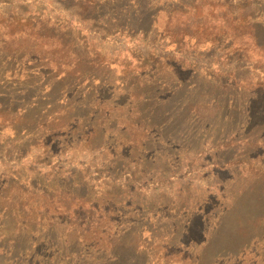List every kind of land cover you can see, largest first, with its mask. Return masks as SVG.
Wrapping results in <instances>:
<instances>
[{
    "label": "rangeland",
    "instance_id": "rangeland-1",
    "mask_svg": "<svg viewBox=\"0 0 264 264\" xmlns=\"http://www.w3.org/2000/svg\"><path fill=\"white\" fill-rule=\"evenodd\" d=\"M13 1L0 0V7L14 12L21 30L40 18L64 17L59 13L64 8L71 10L69 17L86 7V0H37L43 5L10 10L6 4ZM89 1L111 3L103 23L113 16L114 5L122 12L127 8V0ZM169 1L138 0L154 15L164 12L158 15L160 23L151 37L138 34L134 41L127 39V51L114 54L109 68H94L95 80L82 86L61 83L57 72L41 63L36 54L21 62L25 56L20 53L12 60L11 53L1 52L0 44V113L7 114L0 116V264H121L95 250L89 239H78L80 234L74 232L83 231L90 220L85 215L81 220L76 219L79 214L45 218L39 208L43 191L56 185L60 176L64 180L58 184L65 181L63 188L87 199L98 200L97 187L102 186V204L119 212L116 221L124 223V234L133 243L146 242L149 251L140 255L120 250L117 257L124 264L131 262L126 256L133 257L136 264H199V260L204 264H264L256 245L244 257L227 256L224 246L233 241L240 246L251 231L233 236L231 217L218 231L213 217L232 204L233 194L240 188L233 173V139L264 117V75L243 69L246 62L257 61L263 54L255 48L252 51L248 34L254 24L262 28L264 0ZM101 24L95 25L94 35L100 34ZM72 31L71 39H84L78 25ZM134 42L153 44L156 49L144 56ZM77 44L82 50V43ZM247 49L250 51L243 58ZM252 82L258 84L252 92L257 96L254 102L250 101ZM249 101L252 121L244 112ZM135 112L141 114L140 123L132 121ZM56 114L54 118L59 120L51 127L56 134L39 128V118ZM39 142L50 148V155L42 156L44 147H37L21 157ZM94 146L101 147L100 151ZM59 150L64 154L58 155ZM202 150L208 153L205 162L217 165L195 166L194 183L185 180L193 196L187 204H201L200 208L189 219L182 212L185 219L178 233L170 243L162 244L165 249H156L151 234L170 232L177 216L172 204L187 206L184 201L170 200V192L177 188L174 179L185 173L181 158L187 151ZM104 160L117 163L111 167L110 178L97 167ZM71 161L64 171L59 170ZM144 168L163 170L166 175L133 196L136 203L132 208L126 196L135 192H129L128 186L138 184ZM219 194L228 195L229 201ZM237 204L250 206L242 198H237ZM202 209L215 220L200 214ZM260 231L264 235V223Z\"/></svg>",
    "mask_w": 264,
    "mask_h": 264
},
{
    "label": "trees",
    "instance_id": "trees-1",
    "mask_svg": "<svg viewBox=\"0 0 264 264\" xmlns=\"http://www.w3.org/2000/svg\"><path fill=\"white\" fill-rule=\"evenodd\" d=\"M166 1L170 2L169 0ZM42 2L43 1L38 2L37 0H14L10 4H5L6 7L13 10L21 9L22 6L37 8L38 6L43 5ZM125 4L127 5V8L124 12L119 10L118 6L114 5L115 12L113 16L110 18L106 17V22L103 23L104 11H106V6H111V3H97L86 0V7L82 10H78V12L74 15H70L68 17L67 13L69 14L68 11L71 10H65L64 8L62 11H59V13L65 15L64 17H61L60 19L49 17L43 19L40 18L35 20L32 24L30 23L31 25L29 27L22 30L13 17L14 12H4L0 7L1 52L11 53L10 55H12V60L14 61V58H17V56L21 53L25 56L20 58L21 62L24 58L29 59L33 56V54H36L41 63L46 64L48 68H52L57 72V76L61 77V83L73 82V84L82 86L86 82H93L95 80V76L92 74V70H94V68L97 70L100 68H109V66H111L109 64L111 63V60H113L114 54H119L120 51L122 52V49L123 51L125 50L124 52L127 51V39L129 41H134L133 37L138 34L150 36L151 31H153L158 23H160V15L164 13L163 11L156 15L150 13V11L148 12L145 10L144 4L138 2V0H127ZM166 17L168 19L167 24H169L171 22V18L169 15ZM182 17H184V15H182ZM97 24H101V27L99 28L100 34L94 35L95 32L93 30ZM73 25H78L80 27L81 35L85 34L83 35L84 39L82 41L76 38L78 43H82V50L78 48L77 41L75 39H71V34H74V31H72ZM125 29L128 30V32H126ZM263 33L264 23H262V28L260 25L256 26L254 24L252 32L248 34L249 36L247 35L252 45V51L253 48H255V52H257L258 49V51L263 53L260 54V56H257V61L249 60L244 64L243 69L248 70L249 73L261 72L262 75H264V72H262L264 70ZM117 40H119V43ZM132 44L136 48L138 47V50H140L144 56L156 49L153 44L147 45L145 42H134ZM249 51L250 49L243 51V58L246 57L245 55ZM132 56L135 57L134 52L132 53ZM253 84V82L249 84V87H251L250 96L252 98L250 101L254 102V99L257 96L252 92L256 91L258 84ZM250 101L244 112L245 115L248 116L249 120L252 121V118L249 116L253 112L252 107L249 106L251 104ZM108 113H112V111L109 110ZM5 115L7 114L0 113V116L2 117H5ZM54 116H57V114L39 118V122L41 123L39 124V128H43V131H47L49 134H51V132L56 134V128H53L52 130L51 127H54L52 122L59 119H55ZM131 116L133 118L132 121L140 123L138 120L140 119L141 114L135 112ZM9 117H11V115H8V118ZM152 119H155V117ZM166 127L167 125L164 130L167 131L168 128ZM37 147H44L41 148L42 156L51 154L50 148L46 147L44 142H39L36 147L30 148L31 152L29 149L28 154L22 153L21 157L23 155H30L33 150L37 149ZM94 147L95 151H100L101 149V147L98 148V146ZM57 154L63 155L64 151L61 152L59 150ZM233 154V159H235L233 160V173L236 175L235 183L240 188L238 193L233 194L232 204L220 209L218 211L219 215L216 214L213 216L217 219V224L215 225L216 230L220 231L218 228L222 229L225 219L228 217L233 218V224H235L233 236L238 237V235H240L243 231L245 233L244 236H246L247 230L251 232H249L250 234L248 239H246V242L242 243L240 246L234 241L233 244L227 243L223 248L224 251L228 253L227 256L233 255V259H236L237 255L239 257H244L246 254L250 253L252 246L256 245L259 248L256 250L260 251L261 254L259 255L260 258L264 260V235L263 231H260L264 223V117L261 121H257L251 130H249L246 134H242L239 139H233ZM184 155L185 156L181 158V165L184 166L185 173H182L174 179L177 188L175 189V193L172 192V194L170 192V195H172L170 200L172 202L177 201L181 203L184 201L187 206L179 208L176 203L172 204L175 208L177 216L173 218L176 220L173 222L170 232L157 233L158 235H156L155 232H152L151 234L152 240L155 244H157L156 249H165L162 244H164L165 241L170 243L172 235L174 236L178 233L177 230H180V226L183 224L185 219L184 217H181L182 212L184 214H188L186 219H189L191 216L190 214L193 213L194 210L200 208L201 204L196 206L187 204L193 201V196L191 195L190 189H188L187 186L188 183L185 180L189 183H194V178L191 176H194L193 174L195 173L196 168L203 169L204 165H206L205 167L211 168V166L217 165L213 163L207 164V162H205L208 153L204 150L191 153H188L187 151ZM210 161L213 162L214 160ZM71 163L73 162L63 163L62 166L59 167V170L61 172L62 170L64 171L67 165ZM115 165H117L116 162L104 160L103 163L98 164L97 167H101L102 170H104L102 173L110 178L113 175L111 167ZM83 169L85 170V168ZM87 170L88 169H86L85 172ZM165 175L166 172L163 170H149V168H144L138 184L135 185L133 182L128 186V189H130L129 192L131 190L132 192H135L133 194L131 193L132 196H126V198L130 197L131 199L132 208L136 203V201H134L136 199L135 197L141 195V192H143L152 182L158 183L156 180L157 177ZM178 178L180 179L178 180ZM61 179L64 180L63 177L60 176L56 185L50 188L48 187L43 191L44 200L41 204H39V208L43 209L45 218L54 219L55 217L53 216L58 217L61 215L79 214L80 217L77 216L76 219L81 220V215H85L86 218L90 219L89 223L86 222L84 226H82L84 228L83 231L74 233L80 234V237H78L80 241L85 242L89 239L95 250L103 251L107 254V256L112 257L111 262L116 259L118 263L120 262L121 264H124L123 261H120L117 257L120 254V250H122V253L125 254L130 251L132 254L136 255L143 254L144 251H149V249H146V242H144V245L143 243L137 244L133 243L132 240L130 241V236L124 234V223L121 222L119 224L116 221V219H118L117 217L119 212L115 210V208L110 209L107 205L102 204V200L105 195V192L102 191V186L97 187L99 193L96 198H99L98 200L87 199V197L80 196V192H69L63 188L62 186L65 181H63L64 183L58 184L62 181ZM183 185H185V189L184 187L182 188ZM34 195L35 194H32V196ZM222 195L223 194H219L218 196ZM237 198H242L244 201L250 202V206L248 208L240 207V205L237 204ZM222 199L229 201L230 198L228 195H223ZM256 201L258 204L255 203ZM52 204H56L58 206L52 207ZM140 210L143 211L144 209L141 208ZM207 213V210L202 209L200 214L205 215L206 219H212L210 218V212L206 215ZM180 219L182 220L180 221ZM182 236L183 234L180 235V238ZM208 244L209 242L207 245ZM126 257L128 258L125 259L131 261L128 264H136L133 257ZM199 262V264H204L201 260H199Z\"/></svg>",
    "mask_w": 264,
    "mask_h": 264
}]
</instances>
